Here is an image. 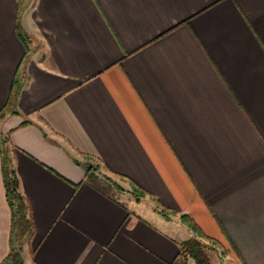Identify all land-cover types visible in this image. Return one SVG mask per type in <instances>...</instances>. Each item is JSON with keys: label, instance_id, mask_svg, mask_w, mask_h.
<instances>
[{"label": "crops", "instance_id": "0c3cea01", "mask_svg": "<svg viewBox=\"0 0 264 264\" xmlns=\"http://www.w3.org/2000/svg\"><path fill=\"white\" fill-rule=\"evenodd\" d=\"M0 110L23 264H264V0H0Z\"/></svg>", "mask_w": 264, "mask_h": 264}, {"label": "trees", "instance_id": "16d2710c", "mask_svg": "<svg viewBox=\"0 0 264 264\" xmlns=\"http://www.w3.org/2000/svg\"><path fill=\"white\" fill-rule=\"evenodd\" d=\"M16 32L18 36L25 42L26 35L17 25ZM2 112L0 110V117ZM1 148V165L4 186L6 189L7 201L11 209V236L10 248L4 258L2 264H23L20 250L24 238L31 230V222L26 215V204L21 193L18 190V180L15 171L10 165L8 155L9 146L7 138H0ZM84 181L95 187L96 189L106 193L114 184L107 176L99 175L95 167L87 166ZM135 198L138 199L137 194ZM159 213L169 215L171 212L165 208H156ZM182 222L192 231L198 232L196 224L186 214L181 215ZM179 255L186 263L187 258H191L194 264H209V258L206 253V245L196 237H190L180 242ZM187 264V263H186Z\"/></svg>", "mask_w": 264, "mask_h": 264}, {"label": "rangeland", "instance_id": "374dc122", "mask_svg": "<svg viewBox=\"0 0 264 264\" xmlns=\"http://www.w3.org/2000/svg\"><path fill=\"white\" fill-rule=\"evenodd\" d=\"M211 247V246H210ZM209 247V248H210ZM212 248V247H211ZM192 259L191 258H187V260H186V262H188L187 264H192V263H190V262H193V260L191 261ZM178 263V262H177ZM179 264H186L185 262H184V260L181 258V256H180V261H179Z\"/></svg>", "mask_w": 264, "mask_h": 264}]
</instances>
